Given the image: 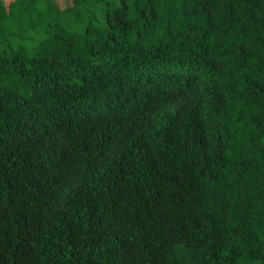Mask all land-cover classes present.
Listing matches in <instances>:
<instances>
[{
  "label": "trees",
  "instance_id": "trees-1",
  "mask_svg": "<svg viewBox=\"0 0 264 264\" xmlns=\"http://www.w3.org/2000/svg\"><path fill=\"white\" fill-rule=\"evenodd\" d=\"M0 0V264H264V0Z\"/></svg>",
  "mask_w": 264,
  "mask_h": 264
},
{
  "label": "rangeland",
  "instance_id": "rangeland-1",
  "mask_svg": "<svg viewBox=\"0 0 264 264\" xmlns=\"http://www.w3.org/2000/svg\"><path fill=\"white\" fill-rule=\"evenodd\" d=\"M58 2H59L61 7H64L67 4H69L71 1L70 0H58Z\"/></svg>",
  "mask_w": 264,
  "mask_h": 264
},
{
  "label": "crops",
  "instance_id": "crops-1",
  "mask_svg": "<svg viewBox=\"0 0 264 264\" xmlns=\"http://www.w3.org/2000/svg\"><path fill=\"white\" fill-rule=\"evenodd\" d=\"M2 1H3L4 5L7 6L8 3H9L10 1H12V0H2Z\"/></svg>",
  "mask_w": 264,
  "mask_h": 264
}]
</instances>
